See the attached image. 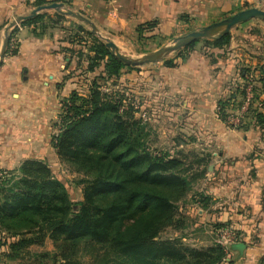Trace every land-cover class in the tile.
Masks as SVG:
<instances>
[{"label": "crops", "instance_id": "crops-1", "mask_svg": "<svg viewBox=\"0 0 264 264\" xmlns=\"http://www.w3.org/2000/svg\"><path fill=\"white\" fill-rule=\"evenodd\" d=\"M251 1L57 0L90 18L118 48L132 45L138 35L158 42L161 38L171 40ZM33 2L0 0V47L4 26L29 13L35 7ZM55 12L64 15L54 9L41 10L37 14L44 15L37 22H19L9 31L16 52L6 53L0 62V167L6 170H15L27 159L42 160L49 167L50 161L59 160L51 136L61 101L74 90L87 94L90 79L102 69L86 70L85 57L80 64L74 55L70 60L66 48L80 46L69 43L67 37L81 22L69 21L66 15L57 20ZM147 23L153 26L146 28ZM139 25L145 27L141 34ZM228 34L222 47L197 45L202 43L198 40L174 66L158 61L145 73L141 67L121 69L119 78L130 76L135 89L145 86L139 99L150 110L151 133L158 126L169 151L175 147L199 150L193 166L200 170L205 166L206 170L196 180V193L201 197V202H196L204 204L195 209L198 221L213 222L216 228L227 224L225 227L237 231L234 243L241 245L230 248L221 264H260L264 254V138L253 119L245 117L246 111L238 123L227 126L218 116V106L220 100L232 97L236 102L227 113L235 114L244 97L240 88L250 74L254 86H260L257 78L258 67L264 62V21L240 22ZM85 38L83 56L90 43ZM258 97L264 99V93L258 92ZM176 135L182 138L177 146L173 142Z\"/></svg>", "mask_w": 264, "mask_h": 264}, {"label": "trees", "instance_id": "trees-1", "mask_svg": "<svg viewBox=\"0 0 264 264\" xmlns=\"http://www.w3.org/2000/svg\"><path fill=\"white\" fill-rule=\"evenodd\" d=\"M53 1L57 0H34L33 6ZM43 15H34L21 24L35 23ZM55 16L57 20L64 18L56 12ZM145 27L139 25L138 33ZM81 33L90 39L84 56L86 38ZM70 34L68 42L80 46L66 48L70 60L74 55L80 64L85 57V69L90 72L102 68L90 79L87 94L74 90L61 101L57 120L52 123L53 128L59 126L51 136L58 158L85 175L81 181L82 199L73 202L64 184L42 160H24L15 172L3 169L1 256L21 258L27 247L49 237L56 248L53 264H75L72 255L86 245L96 257L102 255V264H221L230 248L241 247L239 243L225 246L216 241L209 248L195 249L178 240L159 238L165 228L176 225L175 203L188 193L191 182L205 172V166L200 170L190 165L193 172L188 175L189 169L182 168L185 164L181 159L150 152L144 141V126L133 113L134 106L106 91L108 85H117L121 69L131 67L116 59L104 42L81 23ZM228 39L227 33L202 43L222 47ZM194 44L179 49L163 63L174 66ZM15 52L9 41L6 53ZM258 71L260 86L253 85L252 89L261 108L251 104L245 117L253 119L264 138V99L258 97V92L264 93V62ZM246 73L241 72L243 78ZM246 83L239 93L244 94ZM231 98L219 101L218 116L224 122L228 109L236 102ZM260 264H264V254Z\"/></svg>", "mask_w": 264, "mask_h": 264}, {"label": "rangeland", "instance_id": "rangeland-1", "mask_svg": "<svg viewBox=\"0 0 264 264\" xmlns=\"http://www.w3.org/2000/svg\"><path fill=\"white\" fill-rule=\"evenodd\" d=\"M251 6H256L258 8L264 9V0H252L250 3H247V4L245 3L240 8L243 9V8H247ZM49 11H52V10H49ZM65 17L69 21H77L76 19L70 16H65ZM209 23H206L205 25ZM203 26L204 25H199L197 27L195 26V29H199ZM84 28L90 30L88 26H84ZM189 30H194V29H189ZM9 31L13 32V28H11ZM10 32H9V41L11 37H13L12 35L13 33L10 34ZM100 32L103 34H106V32L101 29H100ZM93 35L96 36L98 39H100L97 35L95 34ZM135 40L136 42L132 43V45L130 44L129 46L120 45L119 50L124 54L136 56L141 53L152 51L158 48L159 46L164 45V44H169L170 42V39L161 38L159 39V42H158V41H155L154 39H149V37H144V36H139V35L135 38ZM12 44H14V42ZM197 45L209 46L201 42ZM174 53L175 52L167 55L164 59L172 57ZM150 64H153V63L144 64L140 66H130L131 68H123V69L137 70L139 69V67H141L142 71L145 73L147 72V67L151 66ZM144 73L142 74V78H146V75H144ZM119 77L116 80L117 85H112V86L108 85L106 91L110 93H115L117 97L123 98L125 103L129 102L132 105H134L133 113L135 117L139 119L142 122V125L144 126V132H145L144 141H145V145L148 146L149 151L157 155L165 153V154H169V155H172L174 157L181 159V161L185 164L182 166V168L189 169L187 174L191 175L193 171L192 169L190 170V165L194 167L193 163L198 157L197 153H199V150L195 148H191V147L189 149L184 148V147L182 148L175 147L173 148L172 151H169L168 148L165 146V144H163L164 140L162 139L163 136H162L161 130H158L159 127L157 126V128H155V133L153 134L151 133V130L153 128H152V122H151L152 119L149 114L150 110L149 108L147 109L148 106H146L145 103L139 99V97L142 96L141 90H144L145 86H139L138 89H135L134 85L130 84V81H132L130 80V76L126 78L125 76L122 78H119ZM141 82H144V79ZM133 103H138V104L135 105ZM142 114L144 115L143 117L145 119L142 118ZM56 120L57 118L54 120V122ZM159 124H161V122ZM58 127L59 126L57 125V127L55 128V133L58 131ZM181 139L182 138L180 135L178 136L176 135L174 137L173 142L175 146L178 145L177 142H179V140ZM16 169H18V167L15 168L13 172H15ZM2 170L3 168L0 167L1 172ZM50 170H51L52 175L58 178L64 184L69 194V197L73 202L82 199L83 183L81 181L83 178H85V175L82 172L74 171L73 168H71L67 163L61 161L60 159L50 161ZM198 188L199 187H198L196 180H193L190 184V189L188 193L184 197H182L180 200L176 201L175 203L176 213H177L176 225L165 228L159 234L160 239H172L173 241L178 240L182 244L188 247L195 248V249L209 248L213 246V244L216 242L217 239H221V237L224 234L223 233L224 227L216 228L215 226L217 224L213 222L208 223L206 221L204 222L198 221V218H197L198 214L195 212V209L199 205L200 206L204 205L201 203L197 204L196 202V201L201 202V197L196 193ZM195 194H196V197L194 196ZM234 232H237V231L234 230ZM183 237L185 239H183ZM224 245L228 246L230 244L225 243ZM46 252H48L49 254H47ZM54 252H56L54 242L49 237H45L41 244L40 243L32 244L29 247H27V249L24 250L23 256L21 258H15V259L14 258L13 259L4 258L3 259V257L0 254V264H53V259H54L53 253ZM41 254L44 255L45 257L40 256ZM72 259L73 260L71 261L75 264H91L94 262H96V264H102V260H101L102 255L99 257H96L94 250L90 246H87V245L81 246L76 252V254L72 255Z\"/></svg>", "mask_w": 264, "mask_h": 264}, {"label": "water", "instance_id": "water-1", "mask_svg": "<svg viewBox=\"0 0 264 264\" xmlns=\"http://www.w3.org/2000/svg\"><path fill=\"white\" fill-rule=\"evenodd\" d=\"M45 9H54L55 11L63 13L66 16H70L88 26L90 31L97 35L104 42V45L110 50L111 54L116 59L128 66H140L164 60L167 55L176 52L179 49H182L183 47H186L187 45L198 40L221 37L222 35L229 33L230 29L234 25L249 19H258L264 21V9L258 8L256 6L243 8L230 13L217 21H213L207 25H204L199 29L189 30L185 33L177 35L170 40L169 44L161 45L149 52L131 56L122 53L116 43L109 36L101 33L96 24L90 18L73 8L66 7L62 2L53 1L33 7L29 13L18 15L4 26L3 39L0 47V62L6 54V49L9 44V30L19 22L29 19L41 10Z\"/></svg>", "mask_w": 264, "mask_h": 264}, {"label": "built area", "instance_id": "built-area-1", "mask_svg": "<svg viewBox=\"0 0 264 264\" xmlns=\"http://www.w3.org/2000/svg\"><path fill=\"white\" fill-rule=\"evenodd\" d=\"M14 42V37H11L10 39V47H13V43ZM247 83L245 85V93H244V97H243V101L239 106V109L236 111L235 114H233L232 112H228V114L226 115L225 118V123L227 126H233L236 123L239 122V118L242 116V114L247 111L248 107L252 104L253 107H258L261 108V104L260 102L254 100V93H253V85H254V75L250 74L247 77ZM254 100V101H253ZM124 102V100H123ZM135 105H137L138 103H133ZM134 106V105H133ZM144 115L142 114V118ZM145 119V118H144ZM55 133V132H54ZM57 133V132H56ZM0 175H1V171H0ZM223 236L221 237V239H217L216 241L221 243V244H231L233 242L236 241V232H234V229L231 227H224L223 228Z\"/></svg>", "mask_w": 264, "mask_h": 264}]
</instances>
